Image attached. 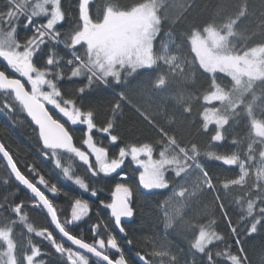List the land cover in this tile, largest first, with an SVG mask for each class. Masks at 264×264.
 Instances as JSON below:
<instances>
[{
  "label": "snow or ice",
  "instance_id": "6c2138e0",
  "mask_svg": "<svg viewBox=\"0 0 264 264\" xmlns=\"http://www.w3.org/2000/svg\"><path fill=\"white\" fill-rule=\"evenodd\" d=\"M93 2L78 0L73 6L69 0V8L65 9L63 0H5L0 8V115L7 120L0 129L8 136L14 128L27 124L38 154L31 161L20 160L19 152L14 153L0 137V175L5 177L2 184H15L12 191L0 197V264H49L40 258L52 254L42 251L45 242L67 264H134L125 256L109 221L126 237L128 230L121 218L135 219L134 205L139 203L141 189L169 187L173 189L171 194L158 207L164 213L166 232L179 225L181 230L192 233L190 261L184 264H249L245 241L264 232V118L256 114L257 108L264 114V87L257 93V82L264 86V42L253 47H238L233 42L237 36L242 38L236 26L247 14L246 2L235 14H229L226 0H219L217 16L222 22L213 19L203 26L190 24L180 34V43L172 38L171 27L184 18L192 0L180 4L171 0V6L179 8L171 18L166 11L169 0H143L131 6L107 0L102 9L96 8L95 15L90 11ZM22 21L30 35H18ZM166 23L170 30L164 35L171 43L158 50L154 42ZM258 27L264 28V21ZM155 68L161 71L141 82L145 91H163L169 84L180 88L187 81L195 83L201 70L212 74L202 100L205 104L219 102V106L204 107L199 112L202 124L195 132L189 130L185 135V122L178 120L175 112L162 122L167 110L154 109L142 102L141 93L129 88L140 70L150 72ZM216 72L230 77L231 85L222 86ZM102 91L110 92L103 103L95 99ZM200 98L182 90L172 97L180 106L181 117L191 115L193 102ZM126 114L135 117L151 135L135 139L119 132L118 118ZM99 116L108 119L106 125L97 128L94 121ZM245 118L247 135L232 141L247 144L242 155L239 151L224 155L201 151L196 137L206 134L210 125H215L210 142H222L229 131L226 126L231 123L234 128ZM93 129L107 134L109 143L118 146L111 159L109 148L94 142ZM81 135L87 150L74 142ZM257 146L258 161L254 155ZM158 147L157 159L154 152ZM202 155L227 166L238 165L239 175L228 179L210 172L201 162ZM128 157L130 163L142 169L138 185L120 182L128 180ZM77 161L89 180L101 178V174L108 179L119 177L111 191V202L102 198L103 188L91 187L89 192L90 184L72 167ZM253 175L254 182L247 184V178ZM66 181L89 193V198L64 191ZM20 186L30 195L15 202L11 198ZM238 186H245L247 191L229 199L231 189ZM46 193L53 198L63 194L71 207L70 219L60 218L61 209ZM207 194L210 203L200 210L198 206ZM28 201L33 210L50 221L48 227L36 229L28 222ZM97 201L98 207L109 210V216L104 218L97 210L96 222L90 228L93 240L86 242L82 234H72L71 228L78 227L77 222L85 217L92 219L90 208ZM233 202L239 206L238 214L231 211ZM190 208H196L197 213L185 219ZM5 211L16 219L2 215ZM220 222L223 232L217 230ZM17 223L23 225L27 236L15 233ZM53 226L54 230H50ZM101 230L107 233V239L101 238ZM33 233L41 238L40 243L34 242ZM56 233L75 248L58 242ZM126 243L131 246L134 241L127 239ZM214 243L223 244V251L213 253ZM160 248L143 255L137 252L140 264H155L156 258H160V264H180L179 256L171 253L166 243Z\"/></svg>",
  "mask_w": 264,
  "mask_h": 264
},
{
  "label": "trees",
  "instance_id": "16d2710c",
  "mask_svg": "<svg viewBox=\"0 0 264 264\" xmlns=\"http://www.w3.org/2000/svg\"><path fill=\"white\" fill-rule=\"evenodd\" d=\"M5 0H0V8L4 6ZM107 0H94L93 3H90V11L95 15L96 8L99 6L101 9L106 4ZM118 2L123 6H131V4L136 2H143V0H118ZM188 0H175L176 4L187 3ZM247 4V14L243 19L240 20V23L236 26V31L238 35H241L233 39V42L237 44V46L244 45L245 47H253L260 42H264V28L258 27L262 21H264V0H226L227 11L229 14H235V12L239 9V6ZM78 3V0H72V5ZM170 6L166 9L169 17H174L178 14L179 8L171 6V0H169ZM219 0H192L191 6L184 13V18H182L177 24L171 27L172 38L175 39L176 43L181 42L180 34L184 32L190 24L203 26L206 22L212 21L216 19V22H222V20L217 16V5ZM63 6L65 9L69 8V0H63ZM41 20L43 18H40ZM169 25L166 23L158 35L155 43V47L160 50L162 46H167L171 43L170 38H165V32L169 31ZM30 35V31L25 30L23 28V21L21 22L18 28V35L23 37L25 34ZM246 38V41H245ZM190 49V46H189ZM194 56V53L191 54ZM191 56L189 57V59ZM161 71L160 68H155L150 70V72H145L144 70H140V75L135 79L131 80L129 83V88L134 89L136 92L142 94V102L150 104L154 109L164 108L167 110V115L162 116V122L166 121L170 116H172L173 112L176 114V118L184 120V131L185 135L188 134L189 130L195 132L197 127H200L202 124V118L199 116V112L203 110L204 107H218L219 102H212L211 104H205L202 100V92L208 88L211 83L212 74L198 72L195 76V83L191 81H187L183 83V85L178 88L176 85L169 84L167 88L163 91L153 92L150 90H143L142 81L148 76L152 75L153 77L157 72ZM202 73V74H201ZM16 75V74H13ZM215 76L217 81L223 85L227 84L231 85V78L228 77L224 73L216 72ZM261 87H264L257 82V93L259 94ZM183 91L184 94H191L194 96H200L201 98L195 100L192 104V114L185 115L183 117L180 116V106L176 105L175 101L172 97L178 92ZM110 96V92L102 91L97 93L95 99L103 103V101ZM257 118H264V114L260 113L259 108L256 109ZM110 116V114H109ZM23 119V117H21ZM107 117L99 116L94 121L97 124V128L106 125ZM118 123L121 124L119 132H122L123 135L132 137L135 139H139L141 136L147 137L150 136L151 133L133 117L131 114H126L123 117L118 118ZM7 124L6 117L0 115V125ZM84 127V126H81ZM226 129H229L226 139L222 142H210V136L214 134L215 125H210L209 130L206 134H201L196 137V141L201 145V151H214L218 155L231 154L233 151H239L241 155L244 150L247 148V144L237 145L232 143L234 137H245L248 133L247 120L246 118L241 121L240 124L235 125L234 128L232 124L226 126ZM30 127L25 124L22 128H14L10 135L5 136L2 129H0V137H4V142L7 143L12 151L19 152L18 159L24 160L27 159L31 161L34 157H38L36 152V143L30 138ZM93 140L98 143V146H107L109 148V159L112 158L118 152V146L113 147L109 141L106 139L107 134L100 133L96 129H93ZM113 134H117V132H113ZM83 136L81 135L74 142L76 146L81 147L82 150H87L86 146L82 144ZM132 142V141H129ZM143 142V141H141ZM160 148H156L154 152V158H159L158 153ZM30 153V154H26ZM259 146H257V151L254 153L257 161L259 160ZM93 159V158H92ZM201 162L204 166L212 173L219 174L222 178L233 179L239 175V167L238 165L227 166L222 163V161H217L214 158H207L205 156L200 157ZM67 163H71V161H66ZM94 163V162H93ZM126 167L125 171L128 172V180L120 181V182H128L132 184L138 185V174L141 169L139 166L130 163V157L126 158L125 161ZM50 165H46L48 167ZM256 165H253L255 167ZM22 170H25L23 165H21ZM72 167L76 174L81 175L82 178L86 179V183L90 184L89 192L91 191V187L103 188L104 191L102 193V198L105 199L106 202H111V191L114 189V185L118 182L119 178L116 179H108L103 177L101 174V178H97L95 180H89L85 177L84 169L79 167V162L72 164ZM129 169H134L131 171ZM119 171V170H118ZM115 176L116 174H110ZM5 177L0 175V197H2L5 193L10 192L15 188V184L13 183L9 187H5L2 184V180ZM169 180L172 179L171 173H168ZM255 180L254 175L252 177L247 178V184H252ZM42 190L43 187L41 186ZM75 189V191H73ZM64 191L70 192L72 196L83 197L85 199L89 198V193H85L82 190L78 189V186H75L72 182H65L63 186ZM172 187H169L167 190L153 189L145 191L141 189L142 196L138 197L139 203L134 205L136 207V217L135 219H131L127 223H123V226L128 230V235L125 237L119 233L114 226L113 221H109L110 226L113 229L114 234L120 240L121 244L124 248L125 256L131 259L134 264H140L137 258V252L143 255L145 252H152L154 250H161L160 245L162 243H166L167 249L170 250L171 253H175L180 258V264H184V261H190V256L192 250L190 249V241L192 239V233L190 231L181 230L180 226L177 225L174 229H169L167 232L164 228L163 223V215L160 212L161 209L158 207L172 192ZM243 191H247L245 186H238L236 188L231 189V194L229 199H233L235 196H239ZM50 196V199H53V202L61 209L60 218L70 219L71 207L70 204L66 202L65 197L61 194L58 198H53L51 194L46 193ZM27 195H30L27 191H25L22 187L16 193L15 197H12L15 202H20ZM98 201L90 208L89 216L92 218L89 220L85 217L82 221L77 222L78 227L71 228L72 234L80 236L81 234L84 236L86 242H92L93 235L90 231L91 224L96 222V213L97 210L100 212L101 216L104 218H108L109 210H106L103 207H98ZM210 203V194H207L206 198L202 199V202L198 206L200 210L204 208L205 204ZM29 207L25 208V212L28 214V222L32 223L36 229H40L43 227H48L50 222L46 219V216L39 212L38 210H33L31 208V201H28ZM231 211L233 213L239 212V206L234 202L231 206ZM197 209L190 208L187 210L185 219H189L192 216L196 215ZM2 215L8 216L9 219H16L14 215H10L5 211ZM235 215L233 219L235 220ZM2 226V225H0ZM50 230H53L50 228ZM218 231L223 232L224 225L222 222L218 224ZM14 231L16 234L21 232L27 236V231L23 227V225L17 223L15 225ZM102 237L107 239V233L101 230ZM34 242L40 243L41 238L36 237L35 234H31ZM17 239L20 237L17 236ZM58 242H63L57 236ZM127 239H132L134 243L129 246L126 241ZM137 241L139 243H137ZM64 243V242H63ZM2 245V242H0ZM65 247H70L66 243H64ZM245 249L247 251L249 264H264V232L254 234L251 238L245 241ZM224 245L220 243H214L211 246V251L214 253L215 251H223ZM234 250V249H233ZM42 251L52 253L50 256H41V259H45L49 262V264H67L66 261H62L58 258V254L55 253V250L52 249L45 242ZM114 253V250H113ZM115 258V256H114ZM222 260L223 258H218ZM196 260H200L199 254L196 255ZM155 264H160V258H156Z\"/></svg>",
  "mask_w": 264,
  "mask_h": 264
},
{
  "label": "water",
  "instance_id": "95a60500",
  "mask_svg": "<svg viewBox=\"0 0 264 264\" xmlns=\"http://www.w3.org/2000/svg\"><path fill=\"white\" fill-rule=\"evenodd\" d=\"M0 91H2V90H0ZM20 187H22V186H20ZM22 188H23V187H22ZM23 189H24V188H23ZM24 190L27 191L26 189H24ZM121 219H122V222H123V223H127V222H129V221L131 220V218H125V217H122ZM49 222H50V221H49ZM52 228H53V230H54V226H53ZM117 230H118V229H117ZM56 235H57V236H58V237H59L64 243H66L68 246L75 248V246L71 245V243L68 242V241L66 240V238H62V237H60L58 233H56Z\"/></svg>",
  "mask_w": 264,
  "mask_h": 264
},
{
  "label": "rangeland",
  "instance_id": "374dc122",
  "mask_svg": "<svg viewBox=\"0 0 264 264\" xmlns=\"http://www.w3.org/2000/svg\"><path fill=\"white\" fill-rule=\"evenodd\" d=\"M142 158H145L146 159V157H142ZM93 162H94V157H93ZM142 170V169H141ZM138 177H139V174H138ZM119 178V177H118ZM139 182V181H138ZM144 190V189H143ZM145 191H148V190H145ZM161 213H162V215H164V213H163V211L161 210L160 211ZM53 229V228H52Z\"/></svg>",
  "mask_w": 264,
  "mask_h": 264
}]
</instances>
